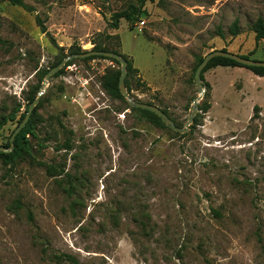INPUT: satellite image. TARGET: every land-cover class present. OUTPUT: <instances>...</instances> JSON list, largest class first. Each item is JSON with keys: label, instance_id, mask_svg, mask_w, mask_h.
<instances>
[{"label": "rangeland", "instance_id": "rangeland-1", "mask_svg": "<svg viewBox=\"0 0 264 264\" xmlns=\"http://www.w3.org/2000/svg\"><path fill=\"white\" fill-rule=\"evenodd\" d=\"M24 2L33 10L0 0V118L19 109L0 130L6 149L48 71L78 47L130 61V96L181 128L199 56L264 61L253 30L264 0H147L118 28L112 14L139 0ZM121 66L68 60L32 111V153L0 157V264H264V76L206 70L177 131L104 89Z\"/></svg>", "mask_w": 264, "mask_h": 264}, {"label": "trees", "instance_id": "trees-1", "mask_svg": "<svg viewBox=\"0 0 264 264\" xmlns=\"http://www.w3.org/2000/svg\"><path fill=\"white\" fill-rule=\"evenodd\" d=\"M6 1L10 2L13 5L22 6L25 9H27L28 11L33 10V8L31 6H29L28 4H26L24 2V0H6ZM139 1H140L139 6L130 5L129 8L126 10L114 12L112 14V18H111L112 21L110 22L111 27L118 28L119 23H120L121 19H123V18L130 21V22H133L136 19H139L143 13V11L141 10L143 7V4L147 0H139ZM151 1H153V0H151ZM38 24L41 26L42 31L45 32L46 28H45V26H44V24L40 18H38ZM253 30L255 31L256 43H258L261 39H264V19L262 17H259L255 21V23L253 24ZM218 31H219V34L221 36H223V32H222L221 28H219ZM229 32L232 36H237L240 33V26H239L238 19H235V21L232 23V25L229 28ZM94 49L106 50V49H102L100 46H96ZM223 50H226V49H223ZM84 52H87V51L82 50L80 47H78L75 50H72L71 54L84 53ZM242 56L247 57V58L249 57V55H242ZM95 58L111 59L113 62L120 64V62L118 60L113 59V58L104 57V56L94 55V56L86 57V59H95ZM202 60H203V57L199 56L198 57V65L200 64V62ZM127 62H128V71L130 74L131 63H130V61H127ZM67 65H70V63ZM217 66L237 67V66H242V65L239 64L237 61L231 59V58L224 57V56H216L210 60V62L208 63V65L204 69V71L202 73L203 80H204V72L210 68H214ZM247 68L250 69L256 75L264 76V66H249ZM59 73H61V72H59ZM129 74H128V76H129ZM120 75H121L120 69L108 70L107 73L104 75V80H103L102 85H103L104 89L113 97L124 99V96L121 94L120 89H119ZM125 84H126V88H127L128 92H130L131 86H130V82H129L128 78H126ZM148 104H150V103H148ZM132 109L139 112L142 115V117L149 119L153 123H157V124L163 123V120L160 117H158L156 114H154L153 112H151L149 110L142 109V108H134V107H132ZM208 109H209V107H206L204 112H207ZM256 109H257V107H255V110ZM18 111H19V109L17 108V109L12 110V112H10L8 115L1 116V118H0V130L6 123H8V121H14L16 119ZM165 112L167 113V111H165ZM26 113H27V111H26ZM26 113L21 115V119L19 120L18 125L23 121V119L26 116ZM257 115H258V113H255L254 117H257ZM18 125H17V127H18ZM30 135L34 136V137L36 135L35 123H34V120L32 117H30V119L28 120L26 125L15 136L13 142H11L9 139V144L7 145L8 151L5 152V151L0 150V157H3L6 161H8L10 163H14V162L30 155L32 153V147H33L32 143H31V139L29 137Z\"/></svg>", "mask_w": 264, "mask_h": 264}, {"label": "water", "instance_id": "water-1", "mask_svg": "<svg viewBox=\"0 0 264 264\" xmlns=\"http://www.w3.org/2000/svg\"><path fill=\"white\" fill-rule=\"evenodd\" d=\"M94 55L113 58V59L118 60L121 63L122 66H121V75L119 78V89H120L121 94L127 99L128 103L131 107L142 108V109H146V110L153 112L158 117H160L165 122L166 125H168L170 128L177 130V131H186L188 129L190 123L193 122L194 115H195L196 111L198 110V101L204 95V92H205V85H204V80L202 78V73L212 58H214L216 56L228 57V58H231V59L237 61L239 64H241L244 67L264 66L263 60H257V59H253V58H249V57L247 58V57H244L242 55L234 54L233 52L223 50V49L222 50H214V51H211L208 54H206L203 57V60L197 66L196 71H195V81H196V84L198 86L199 97L194 101L193 107L191 108V114L188 118L186 126L184 128H181V127H178L176 125V123L174 122V120L161 108L154 106L152 104L145 103V102L136 101L130 96V94L126 88V84H125L128 62L126 59L123 58V56H121L120 54L113 52V51L96 50V49L90 50V51H87L84 53H74V54H71L70 56H68L67 58H65L64 60H62L57 66L53 67L51 70L48 71V73L46 74V78L43 81V84L41 86V90L38 92V97L31 103V105H30V107L26 113L25 118L23 119V121L18 125V127L12 133L11 138H10L11 142L14 141L15 136L22 130V128L26 125V123L30 119L32 111H33L35 105L40 100V97L43 94V90L45 88V85L47 84L51 75L54 74L55 72H57L58 70H60L66 64V62L68 60H71L73 58H86V57L94 56ZM0 150L8 151V149H6L3 146H0Z\"/></svg>", "mask_w": 264, "mask_h": 264}]
</instances>
